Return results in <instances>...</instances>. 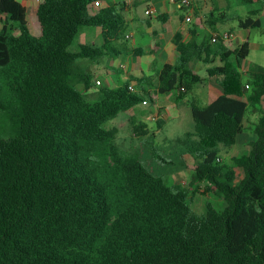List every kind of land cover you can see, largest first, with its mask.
<instances>
[{"label": "trees", "instance_id": "trees-1", "mask_svg": "<svg viewBox=\"0 0 264 264\" xmlns=\"http://www.w3.org/2000/svg\"><path fill=\"white\" fill-rule=\"evenodd\" d=\"M243 1L253 6L239 26L263 27L264 0ZM125 4L40 0L29 14L20 0H0V113L9 123V135L0 134V264H264V66H252L245 83L250 41L214 43L198 19L192 38L177 44L176 63L164 64L154 83L141 78L142 92L128 81L97 84L79 61L121 52ZM86 27L100 29L101 45L80 43L72 51ZM192 62L210 66L196 70ZM211 77L220 78L222 94L206 105L191 103L195 131L186 137L196 138V179L208 180L226 205L208 203L198 214L187 189L124 152L118 129L105 124L155 103L158 94L180 100ZM97 90L100 99L90 100ZM250 103L263 104V115L251 151L234 159L244 170L236 182L234 167L217 162V143L237 144ZM132 122L136 136L148 134Z\"/></svg>", "mask_w": 264, "mask_h": 264}, {"label": "rangeland", "instance_id": "rangeland-1", "mask_svg": "<svg viewBox=\"0 0 264 264\" xmlns=\"http://www.w3.org/2000/svg\"><path fill=\"white\" fill-rule=\"evenodd\" d=\"M113 1L126 3L124 7H119H123L125 11L124 15L131 18L130 22L133 23V25H131V29L134 28L135 32H137L138 26L139 28H147L148 21H151L150 25L153 26H157V24L159 25V23H163L162 21L158 20L156 16L161 13H165L166 7L170 4L169 0ZM35 2L38 3V1L36 0ZM149 5H154L157 9L156 16H147V14L145 13ZM192 5L193 8L196 6L198 7L200 14L205 19L203 22L206 27L210 28V31L211 29H216L221 31L222 33L228 32L232 34L233 39H235V41L237 42L240 41L239 37H236L238 33L244 32V34L248 36V40L251 44V51L247 59L243 61L242 69H246L247 71H249L252 66H264V26L260 28H250L248 30L245 28H241L238 22V17H246L249 9L253 5H249L243 0H192ZM216 6L222 11L217 12L218 10L214 9L213 11L216 12L217 15L215 14V16H212L210 10L211 8H214ZM167 10L172 11L171 20L169 21L168 25H166L167 31L170 32L176 29L177 23L179 22V15L175 13L176 9L172 4L170 5V9ZM188 11H190V9L181 10L179 11V13H186ZM193 13L195 14V12ZM29 14L32 13L29 12ZM155 19H157L156 22H154ZM210 20H213V22H210ZM2 26L3 17L0 15V29L2 28ZM30 29L33 32L31 26ZM207 31L210 32L209 29ZM138 38L141 41V43L139 42L140 45H143L142 39L139 37V34H137L133 39H123V44L119 43L116 44V46L121 47L120 45H122L125 49H127V46L133 47L136 45L135 42H137ZM180 38H182V36L177 38L178 42ZM101 41L102 36L99 28L86 27L81 29L70 49L72 51L76 50L79 47L80 43H94L97 46H100ZM124 52L126 54L128 53V50H125ZM123 62L124 57L113 58L106 55L102 60L97 62L88 59H81L78 66L79 68H86L94 73V79H97V75H100V77L105 81V86L119 85V83L123 81L120 80L119 82H117L116 77H118V79H123V76L120 77V70H118V67L124 64ZM106 71H108L109 74H107ZM243 79L245 83H250L251 75L249 73H244ZM205 87L206 84L195 85L193 89L185 95V100H183L184 98L180 99V101H183L180 102L178 106L179 115H177L176 117H172L175 116V113L177 112L175 108L170 110V112L168 113V109L166 111L167 107L164 106L161 102L159 104L158 101V105L154 104V110L150 113H145L142 115H129L125 112H122L116 118L108 121L105 124L106 128L116 127L118 129L117 142L124 152L137 153L140 157V160L146 166H148V168H150L153 173L164 178L170 185H179L187 189L191 207L198 214H203L206 211L208 203L213 204L218 209H223L226 205L225 200L209 188L208 180L196 179L194 173L199 160L191 151V149L194 148V145L191 146V143L196 140V138L191 137L190 139H188L186 137V133L195 131V123L193 119L191 103L194 102L199 105H206L212 100L210 99L209 101L207 97L203 96V94L206 95ZM247 92L248 94L252 93L253 86L249 87L247 89ZM88 98L92 101L100 99L99 95H88ZM176 99L178 100L177 95ZM150 108L151 103L149 105H146V103H141L134 109L141 110ZM167 115L169 117L168 122L167 118H165ZM262 115L263 104L250 103L245 116L244 130L239 136L237 144L232 147H228L222 143H217V147L220 150L217 162L234 167L236 173V182H239L243 178L244 170L241 166L235 164L234 159L236 157L246 155L251 151L253 141L257 136L255 128ZM133 120L146 125L148 134L143 136H136L133 129ZM158 120H164L165 124L163 127L160 128L158 126ZM0 134L3 137L9 135L8 119L1 113ZM211 146L214 147L212 144Z\"/></svg>", "mask_w": 264, "mask_h": 264}, {"label": "crops", "instance_id": "crops-1", "mask_svg": "<svg viewBox=\"0 0 264 264\" xmlns=\"http://www.w3.org/2000/svg\"><path fill=\"white\" fill-rule=\"evenodd\" d=\"M20 1H22L26 4V6L28 8V12H31V13L36 12L37 7H38V3H36L35 0H20ZM169 3L170 4L166 7V12L161 13V14L166 15L165 19H167V20L165 22L162 21L163 23H159V25L157 24V26L156 25H154V26L150 25L151 21H148L147 28L146 27H140L139 28V26H138L137 32H135L134 28L131 29V25H133V23L130 22L131 18L127 17L129 28L125 34V39L126 40L133 39L136 37L137 34H139V37L142 39L143 45H140L141 41L139 38L137 39V42H135L136 45L133 47L127 46L126 47L127 49H125L124 46L120 45L121 47H119V49H121V52L117 53L116 57H124V62H123L124 64H122L120 67H118V70H120V77L123 76V79L122 78L118 79V77H116L117 82H119L120 80L123 82L128 81L130 84L134 85L136 90L142 92L144 88L141 85V78H143L145 76L146 77L147 76L152 77L153 83L156 82V78H155L156 76L155 75L160 71V69L164 66V64L176 63V61L178 59L179 52L177 50V44H178L177 38L182 36V38H180L179 41H181V40L189 41L193 36L191 30L193 28L192 25L194 24V22L198 19H202L203 21L205 20L202 17V15L200 14V11H199L197 6L190 9V11H188L186 13L182 12L180 14L179 11H181V9L178 8L177 5L175 3H172L170 0H169ZM171 4L174 5V7L176 9L175 13H177L179 15V22L177 23L176 29L169 32V31H167L166 25H168L169 21L171 20V12L172 11L167 10V9H170ZM148 8H153L154 14L147 15V16H156L157 9L155 8V6L149 5ZM214 9H217L218 10L217 12L222 11L217 6L214 8H211L210 13L212 14V16H215V14H216V12L213 11ZM193 12H195V14ZM263 13H264V10H263ZM187 14L191 15V17H192L191 21H186V19H184V20L181 19V16H183V15L186 16ZM194 15H195V17H194ZM156 18L158 19V15L156 16ZM157 19H155L154 22H156ZM137 20H138V18H137ZM158 20H160V19H158ZM212 21L213 20H210V22H212ZM206 28H208L210 31L209 27H206ZM139 30H140V32H139ZM209 33L212 37V41H213L214 36H218V40L215 42L213 41L214 43H217L219 41L220 37H222L223 34L228 33V32L222 33L219 30H216V29L212 30L211 29V31ZM127 35H130V36L127 37ZM236 37H239V39H240L239 42H237V41H235V39H233L232 34L229 38L233 41V43L235 45L244 43L245 41H247L249 39L248 36H246V34H244V32L238 33L236 35ZM125 50H128V53L125 54V52H124ZM105 62H106V60H105ZM196 63H197V65H196ZM214 64L215 65L221 64L219 57L216 59ZM192 65H193L194 69L203 70V71L207 70L208 66H210V64L208 65V64H205L203 62H192L191 66ZM114 68H117V67H114ZM242 71H244L245 73L248 72L246 69L245 70L242 69ZM106 72H107V74H109L108 71H106ZM98 79L102 81V86H103L105 84V81L103 80V78H101L100 75L99 76L97 75V79H94V81L97 82ZM219 81H220V78L211 77L210 79L205 80L201 83H198L197 85L206 84V87H205L206 88L205 89L206 95L203 94V96L207 97V99L210 101V99L214 100L215 98H217L219 95L222 94L223 89H222ZM109 86H116V85H109ZM145 87H147V85ZM150 90L153 92L154 88H151ZM87 95H95V96L99 95V97H100V93L98 90L95 92H92V93H88ZM156 100H157V102H155V103L150 102V100L148 103H146V105H149L151 103L150 109L136 110V109H134L135 108L134 107L130 110V113H126V114L142 115L145 113H150L154 110V104L158 105V101H159V104L161 102L164 106L167 107L166 111L168 109V113L170 112V110L175 108V110L177 112L175 113V116H172V117H176L177 115H179L178 106H179L180 102L185 100V98L182 101H180L178 99L179 100L178 101L176 99V94L169 93V94H162V95L158 94L156 96ZM165 118H167V122H168V118H169L168 115ZM160 122H161V125L159 124ZM194 123H195V121H194ZM157 124L161 128L164 126L165 122H164V120H158ZM154 136H155V134H154Z\"/></svg>", "mask_w": 264, "mask_h": 264}, {"label": "built area", "instance_id": "built-area-1", "mask_svg": "<svg viewBox=\"0 0 264 264\" xmlns=\"http://www.w3.org/2000/svg\"><path fill=\"white\" fill-rule=\"evenodd\" d=\"M36 1L40 2V0H36ZM170 1L172 3H175L177 5V7L178 8H181V9H184V8L185 9H192L193 8L192 0H170ZM97 4H99V3L97 2ZM145 13L147 15H152V14H154V10H153V8H147L146 11H145ZM191 19H192L191 15L190 14H187L186 15V21H191ZM129 36L130 35H127V37H129ZM230 36H231L230 33H225V34L222 35V37L224 39H229ZM217 40H218V36H214L213 37V41L215 42ZM97 84H101V80L98 79L97 80ZM129 88L131 90H134L135 89L134 85H129ZM144 103H146V102H144Z\"/></svg>", "mask_w": 264, "mask_h": 264}]
</instances>
